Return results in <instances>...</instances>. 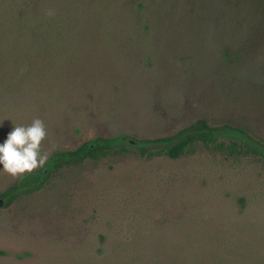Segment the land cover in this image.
<instances>
[{"label":"rangeland","instance_id":"1","mask_svg":"<svg viewBox=\"0 0 264 264\" xmlns=\"http://www.w3.org/2000/svg\"><path fill=\"white\" fill-rule=\"evenodd\" d=\"M36 118L45 164L0 171V195L22 188L0 206V264H264V0H0V142ZM200 120L229 134L177 160L124 142L45 168ZM239 129L251 150L231 153Z\"/></svg>","mask_w":264,"mask_h":264},{"label":"clouds","instance_id":"2","mask_svg":"<svg viewBox=\"0 0 264 264\" xmlns=\"http://www.w3.org/2000/svg\"><path fill=\"white\" fill-rule=\"evenodd\" d=\"M46 134L44 123L39 118L27 126H14L0 142V171L15 177L44 165L48 155L42 152L41 144Z\"/></svg>","mask_w":264,"mask_h":264},{"label":"trees","instance_id":"3","mask_svg":"<svg viewBox=\"0 0 264 264\" xmlns=\"http://www.w3.org/2000/svg\"><path fill=\"white\" fill-rule=\"evenodd\" d=\"M204 128H207V124L204 122L202 125ZM206 134H203L202 136L195 137V136H188L181 138L179 142L173 143L170 146L168 145V148L164 151L167 156L170 158L176 160L180 158L182 155L186 154L187 150H190L193 144L198 140H203L205 143L207 142L208 138L205 136ZM114 140L109 139H103L98 138L96 139L93 144H84L77 150L68 152V153H60L57 154L53 160V162L47 164L48 169L56 170L57 168L61 167L62 164L71 165L74 163H77L79 161H82L86 158H92L97 159L101 156L107 155V153L111 152L112 147L111 145L114 144ZM223 147V144L220 145V147ZM237 144L235 142H232L230 146H228L231 153H237L240 152L237 148ZM145 154V151L142 152ZM47 177V174L44 173V170H39L36 173H32L31 175H28L27 180H32L30 183L31 185H37L40 184L45 178ZM30 185V186H31ZM30 188V187H27ZM22 190V188H19V185L16 184L15 188L13 190H9L2 194V197L8 198V202H11L13 199H15L17 196V192ZM5 255V252L0 250V256Z\"/></svg>","mask_w":264,"mask_h":264},{"label":"flooded vegetation","instance_id":"4","mask_svg":"<svg viewBox=\"0 0 264 264\" xmlns=\"http://www.w3.org/2000/svg\"><path fill=\"white\" fill-rule=\"evenodd\" d=\"M206 123L207 124V128H204L202 125H203V123ZM238 132L236 133V135H235V137H242V142H243V146H240V144H239V142H237L236 140H232V141H230V143L228 144V146H230L231 145V143L232 142H235L236 144H237V148H238V150L240 151V149L241 148H243V149H246V150H251V147H250V145H251V141L250 140H248L247 139V134H246V132L243 130V129H239V130H237ZM216 132V130L214 129V128H211L210 126H209V124L205 121V120H200V121H198V122H196V123H194L193 125H191V127H189V128H185V129H183V130H181L178 134H177V136L176 137H174V138H168V139H158V140H150V141H148V140H146V141H142V142H136V141H134L133 139H131V138H125V137H116V138H114V141H115V144H117V145H121V149L123 150V151H125L124 150V147H125V144L126 143H124V142H128V143H130L131 145H136V144H139V145H141L140 146V148L142 149V152L143 151H145V154H143V155H146V154H149L150 152H151V150H149V149H147L148 148V146H153L154 145V147H157V145H165L166 146V149L168 148V145L170 146L171 144H173V143H176V142H179L180 141V139L181 138H184V137H188V136H195V137H199V136H202L203 134H206L205 136L208 138V140H207V142L205 143L203 140H198V141H202L205 145H208V144H211V143H214L215 142V140L217 139V135H218V133L219 132H226L227 133V135L229 134V131H218V133L216 134L215 133ZM221 134H225V133H221ZM96 140V139H95ZM94 140V141H95ZM109 140H111V139H109ZM113 140V139H112ZM111 140V141H112ZM93 141V142H94ZM93 142L92 143H86V144H93ZM197 142V141H196ZM195 142V143H196ZM171 143V144H170ZM221 144H223V142L222 143H220V145ZM194 145V144H193ZM83 146V145H82ZM227 146V147H228ZM81 147V146H80ZM79 147V148H80ZM192 148V147H191ZM78 149V148H77ZM76 149V150H77ZM166 149H164V148H161L160 149V151L158 152L159 154H165V153H163V150L165 151ZM263 151H264V149H262ZM113 151V150H112ZM111 151V152H112ZM147 151H149V152H147ZM188 151V150H187ZM110 153V152H109ZM57 154H60V153H56L55 155H53L50 159H49V161L47 162V164H49V163H51V162H53V160H54V158H55V156L57 155ZM108 154V153H107ZM166 155V154H165ZM185 155V154H184ZM183 156V155H182ZM102 157V156H101ZM169 157V156H168ZM170 158V157H169ZM86 159H92V158H86ZM86 159H84V160H86ZM98 159V158H97ZM172 159V158H171ZM179 159V158H178ZM93 160H96V159H93ZM174 160V159H173ZM177 160V159H176ZM66 165V164H65ZM47 170H48V167L46 166L45 167ZM60 168V167H59ZM46 169H41V170H46ZM58 169V168H57ZM56 169V170H57ZM38 172V171H37ZM13 188H15V185L12 187V188H10L9 190H13ZM9 190H7V191H9ZM7 191H5V192H7ZM5 192H3V193H5ZM2 193V194H3ZM2 194L0 195V197L3 199V202L5 203V204H10V202H8V198H6V197H2ZM4 256V255H3Z\"/></svg>","mask_w":264,"mask_h":264},{"label":"water","instance_id":"5","mask_svg":"<svg viewBox=\"0 0 264 264\" xmlns=\"http://www.w3.org/2000/svg\"><path fill=\"white\" fill-rule=\"evenodd\" d=\"M44 173L47 174V170H45ZM3 205H4V203H3L2 199H0V206H3Z\"/></svg>","mask_w":264,"mask_h":264}]
</instances>
